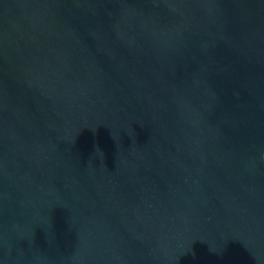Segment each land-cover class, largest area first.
Instances as JSON below:
<instances>
[{
    "label": "water",
    "instance_id": "water-1",
    "mask_svg": "<svg viewBox=\"0 0 264 264\" xmlns=\"http://www.w3.org/2000/svg\"><path fill=\"white\" fill-rule=\"evenodd\" d=\"M0 264H264V0H0Z\"/></svg>",
    "mask_w": 264,
    "mask_h": 264
}]
</instances>
